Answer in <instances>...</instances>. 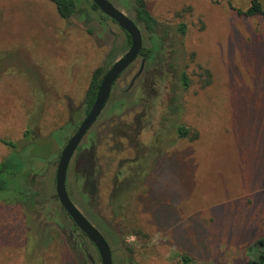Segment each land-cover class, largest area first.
Wrapping results in <instances>:
<instances>
[{
	"label": "rangeland",
	"instance_id": "1",
	"mask_svg": "<svg viewBox=\"0 0 264 264\" xmlns=\"http://www.w3.org/2000/svg\"><path fill=\"white\" fill-rule=\"evenodd\" d=\"M144 1L159 34L167 32L170 68L147 93L131 86L139 60L123 73L88 134L97 159L92 206L74 162L66 190L104 234L113 264H248L264 238V20L236 13L249 0ZM76 5L88 14L66 20L48 0H0V162L12 159L0 192V264H88L62 230L70 221L55 171L93 71L108 69L128 43L109 20L103 29L90 0ZM138 115L150 122L141 155L132 141Z\"/></svg>",
	"mask_w": 264,
	"mask_h": 264
},
{
	"label": "trees",
	"instance_id": "2",
	"mask_svg": "<svg viewBox=\"0 0 264 264\" xmlns=\"http://www.w3.org/2000/svg\"><path fill=\"white\" fill-rule=\"evenodd\" d=\"M48 1H50L54 5L57 14L62 19L69 20L77 16H80L82 18L85 17V15H83L84 10L80 9L76 5L77 0L76 1L48 0ZM128 2H129V6L132 9L136 22L142 27L143 31L146 32L148 37V44L146 45V47H144V49L141 51L139 55L143 67V73L139 78V82H140L139 84L145 87L146 86L153 87L154 85H157L156 83L160 82L162 79L161 74L160 75L156 74V71L160 69V64L163 62L161 57L166 51V42H165L166 31H164L163 34H159V29L162 27V25L151 15L144 0H129ZM229 5L232 6L231 1H229ZM91 6L93 9H97V7L93 3ZM234 10L240 16H244L246 18L258 17L264 20V7L261 4L260 0H249V5L246 9L236 8ZM178 28L180 32L182 33L185 32L184 25H180ZM166 68L167 69L170 68L169 64L166 66ZM106 70H107L106 66H102L96 68L93 71L85 97L79 106L80 113L82 115H85L89 111L91 105L93 104L98 86ZM204 74L207 75V77L209 78V72L205 71ZM181 82L184 89H186L189 86V81L184 73L181 74ZM77 125L78 123L76 121L71 120L69 123V126L73 128V131H75ZM176 133L178 134L180 139H185L189 137L188 134L190 133V131L189 129L183 126H178ZM194 137H196V134H193L192 137H190V139H194ZM3 144L11 148H16L13 142L3 141ZM10 156L11 155H9L6 159L0 162V192H2L5 189V180L3 178V174L6 168L11 166L9 165L10 162L12 161ZM96 173H97V164H96L93 147H91L88 151L82 149L77 150L74 158V174H75L76 185L82 199L85 202H88L89 205H92L97 193ZM147 196L149 197L150 194H148ZM37 197H38V193L32 191L30 194V198L32 199L33 202L32 204L36 203L35 200L37 199ZM20 203L25 207L29 208V203H27L25 200L20 201ZM62 230L67 235V239L69 240L72 249L78 256V258L82 260L81 258L82 252L80 249L81 242L77 238V235L73 233L72 229L65 230V228H62ZM256 245L258 247V256L256 259L249 261L248 264H264V238L258 240L256 242ZM182 261L186 263L189 260L186 257L182 256ZM205 264H213V263H205Z\"/></svg>",
	"mask_w": 264,
	"mask_h": 264
},
{
	"label": "water",
	"instance_id": "3",
	"mask_svg": "<svg viewBox=\"0 0 264 264\" xmlns=\"http://www.w3.org/2000/svg\"><path fill=\"white\" fill-rule=\"evenodd\" d=\"M101 13L113 20L130 38L128 50L117 59L105 72L98 86L94 102L79 124L74 134L63 147L55 172V195L60 206L72 220L74 225L86 235L96 247L101 264H112L111 250L102 234L86 219V217L72 203L66 191V175L70 161L82 138L99 117L109 99L111 89L118 77L136 60L141 48L142 38L139 28L107 0H91Z\"/></svg>",
	"mask_w": 264,
	"mask_h": 264
},
{
	"label": "flooded vegetation",
	"instance_id": "4",
	"mask_svg": "<svg viewBox=\"0 0 264 264\" xmlns=\"http://www.w3.org/2000/svg\"><path fill=\"white\" fill-rule=\"evenodd\" d=\"M91 1V0H90ZM107 1H109L115 8H117L119 11H121L126 17H128L129 19H131L133 22H134V24L139 28V30H140V32H141V38H142V48H141V51L144 49V45H143V33H145L146 34V32L145 31H143V29H142V27L136 22V20H135V17H134V14H133V12H132V9H131V7L129 6V0H115L118 4H113L110 0H107ZM92 3V2H91ZM94 10H97L101 15H102V18H99L98 19V23H100L102 26H103V29L105 30V28H108V26H107V23L105 22V20H109L112 24H114L118 29H120L123 33H124V35H125V37H126V39H127V43H128V48H129V46H130V38H129V36L126 34V32L125 31H123L113 20H111L110 18H108L107 16H105L103 13H101L100 11H99V9L97 8V9H94ZM125 11V12H124ZM84 13H87L86 12V10H84ZM88 14V13H87ZM87 19H88V17H87ZM162 28V27H161ZM147 35V34H146ZM165 37H167V32H166V36ZM147 42H148V37H147ZM146 47V46H145ZM166 50H167V48H166ZM141 51H140V53H141ZM140 53H139V55H140ZM166 54V51L164 52V54L162 55V57H161V59L163 60V62H164V55ZM139 55H138V57L136 58V60L126 69V70H128L136 61H140V66H139V69H138V71H137V73L135 74V76L133 77V79H132V82H131V86L133 85V84H135V85H138L139 86V90H140V92L141 91H143V93H147V91H148V89H149V87L148 86H141L139 83V78H140V76L142 75V73H143V67H142V63H141V59L139 58ZM119 59V58H118ZM161 63L160 64V69H159V71H160V73H159V75L161 74V76L163 77L164 75H165V70H168L167 68H166V66H164V63ZM107 69V68H106ZM125 70V71H126ZM124 71V72H125ZM123 72V73H124ZM123 73L118 77V79L123 75ZM156 74H158V72H156ZM118 79L116 80V82L114 83V85L117 83V81H118ZM114 85H113V87H114ZM113 87H112V89H113ZM151 88V87H150ZM112 89H111V92H110V95H109V99H110V97H111V93H112ZM130 89V88H129ZM128 89V90H129ZM109 99H108V101H109ZM108 101L106 102V104H105V106H104V108L102 109V111H101V113H100V115H99V117L101 116V114H102V112L104 111V109H105V107H106V105H107V103H108ZM135 102H137V103H140V104H142L143 105V107H145V108H147V102H146V100H143V99H137V100H135ZM123 103H124V101H120V103H119V105H118V107L119 108H121L122 107V105H123ZM81 104V103H80ZM80 106V105H79ZM92 106V105H91ZM91 108V107H90ZM78 109H79V107H78ZM90 110V109H89ZM79 111H80V109H79ZM89 112V111H88ZM87 112V113H88ZM87 113L85 114V115H82L80 112H79V115L81 116V118H82V120L78 123L77 121V123H78V125H77V127L79 126V124L83 121V119L85 118V116L87 115ZM99 117L96 119V121L94 122V124L90 127V129L86 132V134L84 135V137L82 138V140H81V142H80V144H79V146L77 147V149H76V151L75 152H77V150H79V149H82V150H85V151H88L91 147H93V151H94V155H95V159H96V153H95V144H94V140L92 139V137H88V134H89V132H90V130L95 126V124H96V122L98 121V119H99ZM145 120H147L146 119V117L144 116H136V117H134V121H135V125H134V132H133V135H132V141H136L137 143H136V147H135V149H136V151H137V153L138 154H140L141 152H140V150H141V146L143 145V141L141 140V134H142V132L144 131V129H145V127H149L148 125L150 124V122L149 121H145ZM146 124V125H145ZM77 127H76V129H77ZM76 129H75V131H76ZM74 131V132H75ZM74 134V133H73ZM72 134V135H73ZM87 137V139H86V141H85V138ZM74 154H76V153H74ZM141 155V154H140ZM142 155H144V153H142ZM74 158H75V156H73L72 157V159H71V161H70V164H71V162H74ZM70 164H69V166H70ZM96 164H97V159H96ZM69 166H68V169H69ZM144 166V165H143ZM68 169H67V172H68ZM56 172V171H55ZM66 178H67V175H66ZM55 179V178H54ZM75 184H76V180H75ZM67 191V190H66ZM68 193V192H67ZM69 195V194H68ZM56 196V195H55ZM70 197V196H69ZM56 199H57V197H56ZM58 200V199H57ZM59 202V201H58ZM73 203V202H72ZM90 206H92V205H90ZM60 208L62 209V207L60 206ZM62 211L65 213V211L62 209ZM66 214V213H65ZM67 215V214H66ZM85 216V215H84ZM67 217L69 218V216L67 215ZM86 217V219L102 234V236L105 238V236H104V234L92 223V221L90 220V218H88L87 216H85ZM69 221H70V223H69V226H68V228H65V230L66 229H72L73 230V233L74 234H76L77 235V238L80 240V242H81V255H82V260H80V262L81 263H88V264H95V261H94V259H93V257L91 256V254H90V252H89V248L91 247L92 249H93V251H94V253L97 255V258H98V260H99V264H101V261H100V256H99V253H98V251H97V249H96V247L94 246V244L92 243V242H90L89 240H88V238L86 237V235L84 234V233H82L75 225H74V223L72 222V220L69 218ZM70 236H72V235H70ZM105 240H106V242L108 243V241H107V239L105 238ZM108 245H109V243H108ZM109 247H110V245H109ZM110 250H111V248H110ZM111 255H112V264H113V254H112V250H111Z\"/></svg>",
	"mask_w": 264,
	"mask_h": 264
}]
</instances>
